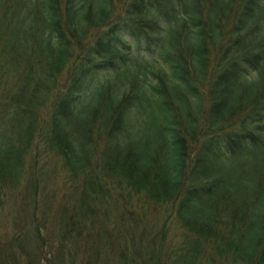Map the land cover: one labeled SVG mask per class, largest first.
Returning a JSON list of instances; mask_svg holds the SVG:
<instances>
[{
  "label": "trees",
  "instance_id": "16d2710c",
  "mask_svg": "<svg viewBox=\"0 0 264 264\" xmlns=\"http://www.w3.org/2000/svg\"><path fill=\"white\" fill-rule=\"evenodd\" d=\"M0 264H264V0H0Z\"/></svg>",
  "mask_w": 264,
  "mask_h": 264
},
{
  "label": "rangeland",
  "instance_id": "374dc122",
  "mask_svg": "<svg viewBox=\"0 0 264 264\" xmlns=\"http://www.w3.org/2000/svg\"><path fill=\"white\" fill-rule=\"evenodd\" d=\"M173 230H174V227L172 228V232H173ZM172 232L170 233V234H171V236H172Z\"/></svg>",
  "mask_w": 264,
  "mask_h": 264
}]
</instances>
